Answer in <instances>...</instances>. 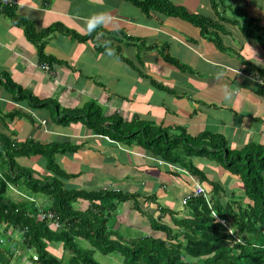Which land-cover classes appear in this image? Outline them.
I'll return each mask as SVG.
<instances>
[{"label": "crops", "instance_id": "0c3cea01", "mask_svg": "<svg viewBox=\"0 0 264 264\" xmlns=\"http://www.w3.org/2000/svg\"><path fill=\"white\" fill-rule=\"evenodd\" d=\"M170 1L218 22L223 45L184 19L147 15L126 0H16L15 14L37 32L61 25L80 36H95L83 43L73 35L53 32L45 39L41 57L24 30L0 13V75L61 109H82L93 102L107 118L118 117L127 124L151 122L185 131L189 138L210 133L223 137L233 152L250 145L264 148V89L254 79L256 74L264 78V46L243 32L244 17L264 29V0H226L218 10L211 0ZM165 50L185 68L167 63ZM15 97L1 77V135L18 142L78 146L77 154L58 160L63 170L76 176L71 184L87 192L137 198L113 213L117 231L166 239L153 230L152 221L176 228L171 215L185 217L183 202L198 184L210 199L214 185L220 187L222 201L244 196L242 179L211 155L192 159L204 173L202 181L181 166L156 159L137 141L97 135L83 123L60 126L54 106L34 110ZM17 161L35 170L36 178L49 175L40 156ZM89 206L84 200L76 204L84 212Z\"/></svg>", "mask_w": 264, "mask_h": 264}, {"label": "trees", "instance_id": "16d2710c", "mask_svg": "<svg viewBox=\"0 0 264 264\" xmlns=\"http://www.w3.org/2000/svg\"><path fill=\"white\" fill-rule=\"evenodd\" d=\"M139 7L145 14L159 13L181 18L199 28L204 37L223 45L220 24L201 15L189 13L175 6L170 0H126ZM214 9L225 6L226 0H211ZM2 11L12 23L21 27L27 38L39 47L45 56V39L53 32L73 35L80 42L94 39L95 35L80 36L61 25L37 32L33 25L15 14V9L0 3ZM242 19V18H241ZM247 38L264 46V29L243 18ZM101 52L105 49H99ZM118 53L117 57L120 58ZM167 63L185 68L166 52ZM5 78L7 88L13 91L16 101L26 102L32 109L55 107L56 123L69 127L83 123L97 135H111L123 142L137 141L158 160L181 166L193 176L205 181L204 173L197 169L192 159L211 155L244 184L242 198L222 201L221 189L215 186L213 197L207 202L203 197L192 198L186 205L185 217L171 215L176 228L152 221L153 230L162 232L166 239L126 235L113 228V213L122 204L137 200L134 195L112 192H87L70 182L76 178L59 164V156L72 157L80 147L69 143L44 145L34 140L18 142L0 134V263L12 264L19 259L20 250H33L39 256L35 264H101L95 259L97 251L114 255L116 264H264V148L250 145L241 152H233L221 136L204 133L189 138L185 131L164 129L151 122L125 123L121 118H107L97 103H88L82 109H61L54 101H42L31 92ZM18 116V115H17ZM16 114L11 118L17 117ZM212 151V152H211ZM41 157L46 163L48 176L35 177V170L22 167L20 158ZM10 185L11 188L10 189ZM17 196L12 195L13 192ZM43 197L46 209L54 211L64 227L51 231L48 222H40L39 209L32 200ZM79 200L90 202L87 211H79ZM45 208V206H43ZM216 211L220 220L229 222L245 244H237L228 228L212 216ZM178 217V218H177ZM116 221V220H115ZM22 239L16 245L15 238ZM3 240L7 241L3 245ZM88 242L84 248L81 242ZM52 247L62 244L61 259L51 253ZM56 243V244H55ZM20 249V250H19Z\"/></svg>", "mask_w": 264, "mask_h": 264}, {"label": "rangeland", "instance_id": "374dc122", "mask_svg": "<svg viewBox=\"0 0 264 264\" xmlns=\"http://www.w3.org/2000/svg\"><path fill=\"white\" fill-rule=\"evenodd\" d=\"M256 25V24H255ZM259 27V26H258ZM261 28V27H260ZM24 158H27V157H24ZM33 158V157H32ZM28 159H31V158H28ZM217 160V159H216ZM218 161V160H217ZM41 171H43V167H41ZM45 171H47V169L45 168ZM65 171V170H64ZM36 172V171H35ZM48 172V171H47ZM38 174L37 172L34 174L36 175ZM39 175V174H38ZM43 176V175H42ZM10 189H11V185H10ZM13 192V191H12ZM12 195L14 196H17L16 192L12 193ZM242 198V197H241ZM122 207V205H121ZM121 210V209H120ZM128 229L124 230V231H120L121 233L123 234H127L129 233L130 235H133L134 237H139V236H144L140 233H134L132 231H127ZM15 238H19L18 240H16L15 243H17V245H20L22 243V239L21 237L18 235L15 236ZM7 244V241L6 240H3V245H6ZM56 244V243H55ZM88 242H81V245L84 247V248H88ZM53 243H51V246L49 247V249L51 248L53 254L61 259L63 257V254H64V250H63V247H62V244H58L57 247H52ZM20 250V249H19ZM35 255V252L33 250H28V249H22L20 250V254L18 255L19 259L17 261H13L12 264H24V261L22 258L26 257L28 262H31L32 263V258L33 256ZM95 259L101 263V264H116L117 260H114L116 258H114V255H103L101 252L97 251L96 254H95ZM0 264H4V263H0ZM29 264V263H27Z\"/></svg>", "mask_w": 264, "mask_h": 264}, {"label": "built area", "instance_id": "2783aa9c", "mask_svg": "<svg viewBox=\"0 0 264 264\" xmlns=\"http://www.w3.org/2000/svg\"><path fill=\"white\" fill-rule=\"evenodd\" d=\"M0 3L2 5H5V6L7 5V6H10V7H15L17 5L16 0H0ZM43 69L45 71H47V72H50L49 67L46 66V65L43 66ZM258 80H259V83L264 87V80L261 79V78H258ZM40 122L43 123V124L46 123L45 121H40ZM191 196H192L191 198H193V197H196L197 198L199 196H204L205 197L206 196V193H205V190L202 188V186L197 185L196 188H195L194 194L191 195ZM191 198L188 197L183 202V204H187L188 201ZM32 200L36 203V205H37V207L39 209V217H40V220H41L40 222L48 221L51 224V226H50L51 229H58V230L61 229V223L59 222L58 216L54 212H52V211L45 210L43 208V202L39 198H33ZM213 215L216 216L215 213H213ZM223 224L224 225H227L226 222H223ZM229 232H230L231 235H235L233 230H229ZM34 261H39V257L38 256H35L34 257Z\"/></svg>", "mask_w": 264, "mask_h": 264}, {"label": "clouds", "instance_id": "9594fccd", "mask_svg": "<svg viewBox=\"0 0 264 264\" xmlns=\"http://www.w3.org/2000/svg\"><path fill=\"white\" fill-rule=\"evenodd\" d=\"M242 73V72H241ZM258 78H261V79H263L264 80V78L262 77V75H259V74H256L255 76H254V79L257 81V83L260 85V87L261 88H263L264 89V87L259 83V80H258ZM262 80V81H263ZM198 185H200V184H198ZM197 186V185H196ZM200 186H202V185H200ZM12 188V187H11ZM196 188V187H195ZM203 188V187H202ZM13 189V188H12ZM204 189V188H203ZM205 190V189H204ZM194 191H195V189H194ZM194 191H193V193L191 194V195H193L194 194ZM205 193H206V196L204 197V196H199V197H197V198H201V197H203V198H205L206 200H207V202H209V200H210V196L208 195V193L205 191ZM189 196L190 198L192 197V196ZM35 198H39V199H44L43 197H39V196H36ZM193 198H196V197H193ZM192 199V198H191ZM190 199V200H191ZM189 200V201H190ZM188 201V202H189ZM45 203H46V201L43 203V206H45V208L44 209H46V205H45ZM210 203V202H209ZM89 204H90V202H89ZM188 204V203H187ZM187 204H183L184 206H186ZM91 207V205L89 206V208ZM48 211V210H47ZM50 211V210H49ZM52 212H54V211H52ZM39 213V212H38ZM55 213V212H54ZM213 213H215L216 214V216H214L213 215ZM56 215H57V213H55ZM58 216V215H57ZM212 216L213 217H215L216 219H217V222H219V223H221L223 226H225V227H227L228 228V231H227V233L231 236V237H233V239L236 241L235 243H237V244H245V241L244 240H242L240 237H239V235L237 234V230L235 229V228H233L232 226H231V224L229 223V222H226L227 223V225H224L223 224V222H225V221H223V220H220L219 219V217H218V214L216 213V211H214V210H212ZM58 218H59V216H58ZM44 222H48V221H44ZM59 222L61 223V221H60V218H59ZM48 227H49V229L51 230V231H57L58 229H51V224H50V222H48ZM64 227V224H62L61 223V229ZM61 229H59V230H61ZM229 230H233L234 231V234L235 235H231L230 234V232H229ZM63 247V246H62ZM51 253L53 254V252H52V250H51ZM19 254H20V252H19ZM54 255V254H53ZM35 256H38V254H36L35 253V255L33 256V258H32V263L31 262H28V260H27V258L26 257H24V258H22L23 259V261H24V264H27V263H29V264H35V262H38V261H34V257ZM39 257V256H38Z\"/></svg>", "mask_w": 264, "mask_h": 264}]
</instances>
